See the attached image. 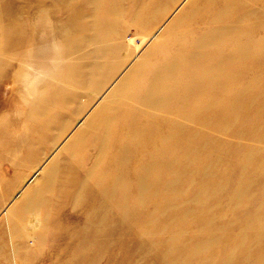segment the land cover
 <instances>
[{"label": "rangeland", "instance_id": "rangeland-1", "mask_svg": "<svg viewBox=\"0 0 264 264\" xmlns=\"http://www.w3.org/2000/svg\"><path fill=\"white\" fill-rule=\"evenodd\" d=\"M0 1L23 31L15 46L0 28V264H264V0H120V67L79 115L77 101L55 112L71 118L59 146L135 64L134 95L115 104L125 152L62 146L33 213L23 205L54 147L29 157L41 123L24 101L66 74L61 28L74 15L91 35L94 0ZM136 10L150 21L135 26Z\"/></svg>", "mask_w": 264, "mask_h": 264}, {"label": "bare ground", "instance_id": "bare-ground-1", "mask_svg": "<svg viewBox=\"0 0 264 264\" xmlns=\"http://www.w3.org/2000/svg\"><path fill=\"white\" fill-rule=\"evenodd\" d=\"M119 1L120 0H114V2L117 4L111 2L108 6L104 7V5H99L98 0H94V22L92 21V25L89 26V31H92V34L87 35L86 39L84 38V34H81L84 32V30L74 24V15L71 16L69 24L64 25V27L61 28V33L67 41L69 50V64L66 74L56 83H54V85L50 84L42 88L39 91V94L37 95L38 98L36 100L30 103L28 101H24L28 104V108L24 117L26 123H41V126L36 127V134L31 133L33 136H24V139L28 141L24 143H28V147L34 148L33 146L37 144L36 142L38 141L41 148H39L40 151H38L37 154L33 151V149H30V153L28 152L29 157L34 159L36 156H38V154H41V152H44L45 150L49 151L54 147V151L48 158L49 160L50 158L53 159L51 165L47 167L40 165V167L37 168L38 171L39 169L40 171H44L45 178L36 182L38 183L36 186V191L29 194L25 199L23 209L29 213H33L34 211L37 212V203H39L38 193L40 191L42 192V189L46 190V188L50 187V182L54 178L55 172L57 170V164L54 163V160L57 156L56 153L62 146L68 151L73 159L77 156V153H80L82 150L86 151L92 147L97 148L99 159L100 156L104 157L107 154L108 156L117 158L125 152V148L122 146V143L119 142L122 138L119 137V139H116V136H114L116 132L120 133L119 129L121 127L116 123L119 121V114L121 112L119 111L120 109L117 110L115 104L119 103V96H123V94L129 97L134 95L135 90H133L131 83L137 81V75H139V70L141 69H138V67L136 68L135 64V66L132 64L133 66L129 70V74L126 72L116 79L114 86L100 98L94 109L79 121L78 126L59 146H57L58 139L60 138L61 134L66 132L70 127L71 118L63 115L60 110V112H55L56 107H65L70 103L72 104V102L74 103V101H77L78 103L76 107L72 109V113L74 114L75 112V114L79 115L86 106V103L82 102V99L87 98L88 101L91 102L94 98H96L105 87L111 76L115 74L120 67V63L113 61V59H118L116 52L124 49L125 46L120 41L124 38L126 30L124 27L122 28L119 26L120 22L125 19V16L122 14L123 12L121 13L119 11V8L124 7L123 5V7H119ZM61 2L66 5L69 3L67 0H61ZM9 9L0 7V28L3 33H5V31L7 32L12 26H14L13 23L18 19L17 16L20 14L19 11L13 14L10 12L9 14ZM130 17V21L136 24L135 26H141L145 22L150 21V17L148 19H144V17L138 11L134 12ZM11 30L12 37H7V39L9 40L10 45L13 43L15 46H17L20 42L17 41V39L23 36V31L18 30L16 27L15 29L14 27L11 28ZM112 36L114 38H111ZM116 36L118 40H116ZM36 41V43L39 44L37 38ZM5 43L6 41H4V44ZM86 45H89L92 48L85 50L84 47ZM35 48L33 51V61L34 65H39V63L36 62V55H38L39 49ZM7 51L8 49L6 52ZM76 52H79L80 55L77 57V59H74V53ZM39 67L41 68V66ZM129 82L130 84H128ZM27 84L29 88L32 83L28 82ZM152 93L153 91H151L149 95ZM115 97L118 98L114 99ZM121 131L123 132V129H121ZM29 157L27 156V158ZM88 160L89 159H87V162ZM97 163L99 164V162ZM88 173L90 172L88 171ZM86 176L84 175L85 178H87ZM23 181L25 182V179ZM145 186L146 185L141 182L139 187L144 189L146 188ZM24 188H26V186L23 187V189ZM21 195L23 194L21 193ZM75 202L77 203V200Z\"/></svg>", "mask_w": 264, "mask_h": 264}]
</instances>
